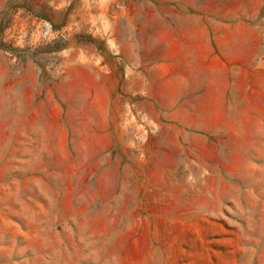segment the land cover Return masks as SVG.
I'll use <instances>...</instances> for the list:
<instances>
[{
    "label": "rangeland",
    "instance_id": "obj_1",
    "mask_svg": "<svg viewBox=\"0 0 264 264\" xmlns=\"http://www.w3.org/2000/svg\"><path fill=\"white\" fill-rule=\"evenodd\" d=\"M0 264H264V0H0Z\"/></svg>",
    "mask_w": 264,
    "mask_h": 264
}]
</instances>
